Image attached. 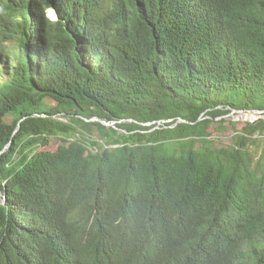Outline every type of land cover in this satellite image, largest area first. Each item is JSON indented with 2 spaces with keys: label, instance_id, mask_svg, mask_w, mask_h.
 I'll use <instances>...</instances> for the list:
<instances>
[{
  "label": "trees",
  "instance_id": "trees-1",
  "mask_svg": "<svg viewBox=\"0 0 264 264\" xmlns=\"http://www.w3.org/2000/svg\"><path fill=\"white\" fill-rule=\"evenodd\" d=\"M232 110L264 114V0H0V264H264Z\"/></svg>",
  "mask_w": 264,
  "mask_h": 264
},
{
  "label": "rangeland",
  "instance_id": "rangeland-1",
  "mask_svg": "<svg viewBox=\"0 0 264 264\" xmlns=\"http://www.w3.org/2000/svg\"><path fill=\"white\" fill-rule=\"evenodd\" d=\"M50 17L54 18L55 13L53 9L47 10ZM221 117L226 118V121L223 123L225 126L223 129H218L215 134V140L220 144H229L234 137V134L236 133V129H241L248 121H254L257 120L260 117H264V114L261 111H245V110H232L230 113L219 116L217 119H220ZM231 121L235 122V127L232 125ZM105 122V121H104ZM107 125H113L114 122H105ZM62 143L60 138H52L50 140L49 148L50 149H56L58 145Z\"/></svg>",
  "mask_w": 264,
  "mask_h": 264
},
{
  "label": "clouds",
  "instance_id": "clouds-1",
  "mask_svg": "<svg viewBox=\"0 0 264 264\" xmlns=\"http://www.w3.org/2000/svg\"><path fill=\"white\" fill-rule=\"evenodd\" d=\"M50 9H53V8H50ZM53 11H54V13H55L54 15H55V17H56V12H55L54 9H53ZM47 13H48V12H47ZM48 15H49V14H48ZM49 16H50V15H49ZM55 17H54V18H55ZM257 111H259V110H257Z\"/></svg>",
  "mask_w": 264,
  "mask_h": 264
}]
</instances>
